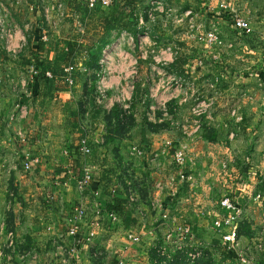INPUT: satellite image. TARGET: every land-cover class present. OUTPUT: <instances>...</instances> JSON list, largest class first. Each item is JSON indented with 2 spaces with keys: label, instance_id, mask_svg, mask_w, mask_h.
Here are the masks:
<instances>
[{
  "label": "rangeland",
  "instance_id": "obj_1",
  "mask_svg": "<svg viewBox=\"0 0 264 264\" xmlns=\"http://www.w3.org/2000/svg\"><path fill=\"white\" fill-rule=\"evenodd\" d=\"M161 1L139 50L114 31L95 73L87 49L114 6L0 0V264L264 263V0ZM178 51L185 78L166 68Z\"/></svg>",
  "mask_w": 264,
  "mask_h": 264
},
{
  "label": "trees",
  "instance_id": "obj_2",
  "mask_svg": "<svg viewBox=\"0 0 264 264\" xmlns=\"http://www.w3.org/2000/svg\"><path fill=\"white\" fill-rule=\"evenodd\" d=\"M152 1V0H150ZM154 1H161V0H154ZM142 2L139 0H116L111 7H113L111 13L102 12L101 15L98 16V30H97V37L95 39H92V42L90 46L87 49L88 52V58L89 61L85 62L86 66L84 67L87 70H93L95 73H98L101 69V65L99 64V57L101 54V51L104 46L108 45L111 42V36L114 31H117L118 35H121L123 32L128 33L135 42L136 48L139 50V39L142 35L146 34L149 30L151 33V28L155 26V19L151 20L149 17L150 10L152 5L147 4L146 8L144 10L143 16L141 18L136 15L135 11L138 9L139 5ZM87 8H89V2L86 3ZM98 4H95L92 6L93 8L97 6ZM99 6H101L99 4ZM109 6V7H110ZM190 7H186L188 9ZM91 9V8H90ZM89 10V9H88ZM93 17L96 16V12H92ZM89 16V15H88ZM91 16V15H90ZM156 18V17H155ZM46 19L45 17L43 18ZM141 20L145 22L144 24H141ZM149 23V25H147ZM148 29V30H147ZM42 33V32H41ZM44 34H41L39 39H37L35 42V47H31L37 54L43 53L47 50L49 47V43L43 39ZM33 37L32 35H28L27 43L28 45L32 44ZM74 46L72 44H68L66 47L64 46L61 49V56H63L64 59H66L67 63L66 66H71L74 64L73 61V54H74ZM65 56V57H64ZM140 58V57H139ZM141 60V58H140ZM186 59L183 58L182 53L180 51L177 52L173 60L168 63L166 66L167 70L170 72H174L176 75L180 77H187L190 75H186L188 73L187 69H185ZM53 60L52 58H46L45 55L41 56L39 59H36L35 66L38 76L40 77H47L46 73H53ZM47 80H49L47 78ZM140 84L138 83L134 89V93L132 98L137 99L140 95ZM41 91V90H40ZM150 97L149 94L146 95V97L143 99V103H148ZM125 200L121 198H115L113 202L111 203V206L121 213L123 210L121 208V203H123ZM118 205L120 207H118ZM119 209V210H118ZM236 238L237 231H236ZM228 256H233V253L229 252ZM186 261H194L188 254L185 257ZM240 260V258L238 257ZM171 264V263H170Z\"/></svg>",
  "mask_w": 264,
  "mask_h": 264
},
{
  "label": "built area",
  "instance_id": "obj_3",
  "mask_svg": "<svg viewBox=\"0 0 264 264\" xmlns=\"http://www.w3.org/2000/svg\"><path fill=\"white\" fill-rule=\"evenodd\" d=\"M116 0H94V1H89L88 0V2H89V5H91V6H94L95 4H100L101 6H103V7H108V6H110V5H112V3H114ZM150 4L152 5V7H151V10H150V14H149V17H150V19L151 20H154L155 18H153V12H152V9H155V7L156 6H158V5H162V1H154V0H152V1H150ZM141 22H142V20H141ZM142 24V23H141ZM125 33V32H124ZM128 34V33H127ZM46 75H50V73L49 72H47L46 73ZM23 108H21V110H22ZM22 111H24V110H22ZM78 153H80V154H82V155H87L88 153H90V151H91V148H90V145H89V143H88V140L86 139V138H82L81 140H80V142H79V146H78ZM29 166H31L30 165V163L28 162V163H26V166L25 167H27V168H30ZM90 180H91V175L89 174V173H86L85 175H84V177L82 178V180H80L79 181V184H78V186L82 189V188H84L86 185H88V183L90 182ZM221 205L223 206V207H225V209H227V210H234L235 208H237L236 207V205L234 204V202H232V201H230L229 199H227V198H225V199H223L222 201H221ZM85 212V209L84 208H80V210H78V214L79 215H82L83 213ZM111 216H112V218L113 219H116V215H114L113 213H111ZM181 229V228H180ZM236 236V229H234L233 231H232V235H230V238H231V240L232 241H234V238H236L235 237ZM129 237L130 238H133V235L132 234H129ZM197 254L199 255V253H198V251L197 252H192V251H190L189 253H188V255L193 259V260H195L196 258H197ZM241 260L240 261H242V258H240ZM245 262H250V260L248 259H243ZM261 264H264V263H261Z\"/></svg>",
  "mask_w": 264,
  "mask_h": 264
},
{
  "label": "crops",
  "instance_id": "obj_4",
  "mask_svg": "<svg viewBox=\"0 0 264 264\" xmlns=\"http://www.w3.org/2000/svg\"><path fill=\"white\" fill-rule=\"evenodd\" d=\"M131 62H132V61H131ZM84 70H87V69L84 68ZM20 131H22V129L19 128V129H18V132H20ZM6 135H7V134H6ZM33 185H34L33 182H31V183H26V184H24L23 187H24V188H29V187H32ZM95 186H96V185H95ZM34 187H36V185H34Z\"/></svg>",
  "mask_w": 264,
  "mask_h": 264
}]
</instances>
